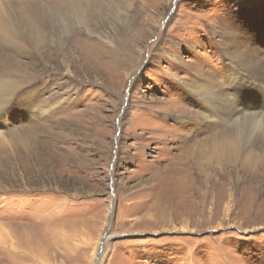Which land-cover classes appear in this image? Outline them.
Here are the masks:
<instances>
[{
    "label": "rangeland",
    "instance_id": "rangeland-1",
    "mask_svg": "<svg viewBox=\"0 0 264 264\" xmlns=\"http://www.w3.org/2000/svg\"><path fill=\"white\" fill-rule=\"evenodd\" d=\"M42 2L51 42L0 49V264H264V142L210 151L186 91L264 0Z\"/></svg>",
    "mask_w": 264,
    "mask_h": 264
},
{
    "label": "bare ground",
    "instance_id": "bare-ground-1",
    "mask_svg": "<svg viewBox=\"0 0 264 264\" xmlns=\"http://www.w3.org/2000/svg\"><path fill=\"white\" fill-rule=\"evenodd\" d=\"M62 1L65 6L83 15H86V9L92 4V0ZM95 1L98 0H93V3ZM47 6L42 0H0V49L9 47L17 52L21 49L23 53L28 51L27 46L38 49L46 42L50 43L49 25L42 21ZM226 41L225 48L219 42L224 59V83H217L212 75L200 77L194 73V83L186 91L199 100L203 109L202 120L210 119L223 126V130L214 138L216 141L210 151L229 143L263 146L264 35L256 38L252 34L247 35L237 26L229 33ZM8 73L10 71L0 63V84L17 85L18 82L11 80ZM252 134L256 137L250 141ZM227 148L232 149L229 146ZM201 153L202 150L199 151L200 158ZM201 164L203 170L205 165Z\"/></svg>",
    "mask_w": 264,
    "mask_h": 264
},
{
    "label": "water",
    "instance_id": "water-1",
    "mask_svg": "<svg viewBox=\"0 0 264 264\" xmlns=\"http://www.w3.org/2000/svg\"><path fill=\"white\" fill-rule=\"evenodd\" d=\"M105 239H106V234H104L102 236V238L100 239L99 249H98V252H97L98 256H99V253L101 251V248H102V245H103V242H104Z\"/></svg>",
    "mask_w": 264,
    "mask_h": 264
}]
</instances>
